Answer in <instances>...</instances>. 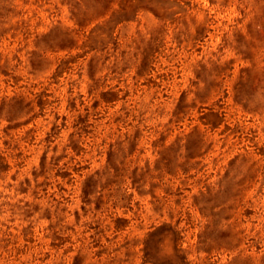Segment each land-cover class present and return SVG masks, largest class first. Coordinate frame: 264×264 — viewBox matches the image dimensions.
I'll return each mask as SVG.
<instances>
[{
  "label": "rangeland",
  "instance_id": "rangeland-1",
  "mask_svg": "<svg viewBox=\"0 0 264 264\" xmlns=\"http://www.w3.org/2000/svg\"><path fill=\"white\" fill-rule=\"evenodd\" d=\"M0 264H264V0H0Z\"/></svg>",
  "mask_w": 264,
  "mask_h": 264
}]
</instances>
